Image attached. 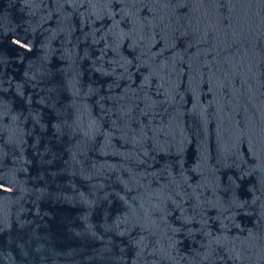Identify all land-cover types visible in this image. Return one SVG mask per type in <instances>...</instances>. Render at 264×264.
<instances>
[{"label":"water","instance_id":"obj_1","mask_svg":"<svg viewBox=\"0 0 264 264\" xmlns=\"http://www.w3.org/2000/svg\"><path fill=\"white\" fill-rule=\"evenodd\" d=\"M0 264H264V0H0Z\"/></svg>","mask_w":264,"mask_h":264}]
</instances>
